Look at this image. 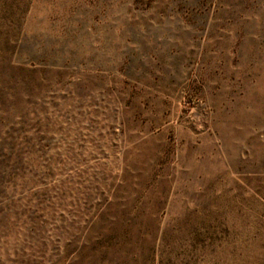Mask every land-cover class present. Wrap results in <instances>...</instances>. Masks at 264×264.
<instances>
[{
    "label": "rangeland",
    "instance_id": "rangeland-1",
    "mask_svg": "<svg viewBox=\"0 0 264 264\" xmlns=\"http://www.w3.org/2000/svg\"><path fill=\"white\" fill-rule=\"evenodd\" d=\"M0 264H264V0H0Z\"/></svg>",
    "mask_w": 264,
    "mask_h": 264
}]
</instances>
